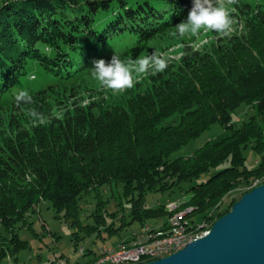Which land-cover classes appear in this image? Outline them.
Segmentation results:
<instances>
[{
    "label": "trees",
    "instance_id": "obj_1",
    "mask_svg": "<svg viewBox=\"0 0 264 264\" xmlns=\"http://www.w3.org/2000/svg\"><path fill=\"white\" fill-rule=\"evenodd\" d=\"M233 5L229 16L241 32L219 35L202 48L186 46L180 60L165 59L166 70L121 98L107 101L95 91L98 98L87 105H68L92 61L109 46L130 37L140 47L186 19L192 0L2 1L0 263L27 247L18 229L30 227L41 203L51 204L78 230L103 237V231L113 236L119 230L102 214L105 185H122L131 205L129 224L146 229L164 220L158 228L166 229L175 213L167 203L147 207L148 193L179 188L186 200L177 211L192 208L191 223L207 220L212 227L238 200L227 203L228 195L244 188L243 196L256 188L254 182L264 184V155L255 168L244 155L249 147L264 152V2ZM32 65L43 74L25 87ZM21 89L33 103L16 104ZM243 104L254 114L238 125L233 113ZM64 105L67 110L57 116L56 108ZM32 109L44 119L33 121ZM175 114L179 123L165 124ZM218 123L223 132L217 138L191 155L174 156ZM91 192L101 214L85 226L81 202ZM195 213L199 221L190 218Z\"/></svg>",
    "mask_w": 264,
    "mask_h": 264
},
{
    "label": "rangeland",
    "instance_id": "obj_2",
    "mask_svg": "<svg viewBox=\"0 0 264 264\" xmlns=\"http://www.w3.org/2000/svg\"><path fill=\"white\" fill-rule=\"evenodd\" d=\"M3 0H0V5ZM251 3H255V0H245ZM264 2V0H259ZM223 4L228 12L234 7L233 4H229L228 0H219ZM243 28L239 25V22L235 19L230 25L229 29L225 32L218 33L215 30L207 28H201L198 32H187L183 36L176 33L174 28L161 33L144 42L140 47L134 45V41L130 37L120 41L119 43L109 46L106 51L99 57V59L110 60L115 53L121 57V59L135 60L137 58H143L153 52L159 53L164 59L180 60L184 55V49L186 46L192 48H202L204 45H209L216 41L220 35L223 37L226 34L242 31ZM92 67V66H91ZM90 67V68H91ZM133 72V86L132 88H125L121 90H113L104 86L99 80L93 78L89 71H86V80L79 89V93L76 97L70 98L67 101L68 105L73 104L74 101H81L83 105H87L90 101L98 98L97 92L102 93L103 97L107 101L116 100L121 98L128 89H135L139 83L148 81V77L151 74L157 73L152 70L150 65L149 70L143 73L136 70V66L129 65ZM33 75L34 79H29V75ZM43 71L39 67H33L29 69L28 77L23 81L25 87H33ZM95 89L93 92L88 89ZM96 94V95H95ZM99 94V93H98ZM67 107L64 105L60 108H56V115L62 116ZM254 114L253 107L243 104L235 113H233L234 121L236 124H241L243 121L248 120L250 116ZM180 121V115L175 114L166 120L165 124H177ZM223 132V126L221 124H215L211 126L202 136L192 140L186 147H184L178 155H191L198 148L202 147L206 142L211 139L217 138ZM246 157V163L249 168H255L262 160L264 152H259L251 147L244 151ZM259 181L254 182L252 187H257ZM185 187V186H184ZM244 188H240L236 192H232L226 198V202L229 203L232 199H240ZM101 200L104 201V207L102 214L106 218L108 225L119 228L117 233L110 236L107 232L103 231L99 236V233L95 232L91 235L86 233V230H78L73 227L70 221H67L63 216H59L55 209L48 203H41L36 207V212L31 214L30 227L19 228L18 233L22 240L27 241L28 245L25 249L21 250L19 254L9 256L4 259L0 264H50L51 261L57 260L63 264H77L78 261H84L87 256H83L81 250L84 249L88 252L89 249L100 251L104 246L116 247L123 241H128L133 237L139 236L145 233V229L135 222L131 223L132 215L130 203L124 194L122 185L110 184L105 185L100 190ZM184 191L179 188H174L172 191L166 192H154L148 193L146 205L147 207H158L161 204L167 205L171 202L184 203L186 198L183 196ZM188 196V195H186ZM99 198L95 192L85 194L81 202V220L83 225H89L93 223L95 218L93 214H97ZM182 205V204H181ZM167 208V206H166ZM180 208V207H179ZM178 208V210H179ZM168 210V209H167ZM101 214V213H99ZM110 214V215H109ZM112 214H115L112 216ZM201 214L195 213L190 218L197 219L199 221ZM125 217V218H124ZM189 219V217H188ZM128 222L125 223V222ZM164 220L159 224H150V228L161 227L164 224ZM199 223V222H196ZM211 224L207 231H210ZM75 233H78L80 241L78 243V249H75V243L73 239L77 237ZM97 253V255H98ZM89 257V255H88Z\"/></svg>",
    "mask_w": 264,
    "mask_h": 264
},
{
    "label": "water",
    "instance_id": "obj_3",
    "mask_svg": "<svg viewBox=\"0 0 264 264\" xmlns=\"http://www.w3.org/2000/svg\"><path fill=\"white\" fill-rule=\"evenodd\" d=\"M142 264H264V184L237 200L204 237Z\"/></svg>",
    "mask_w": 264,
    "mask_h": 264
},
{
    "label": "clouds",
    "instance_id": "obj_4",
    "mask_svg": "<svg viewBox=\"0 0 264 264\" xmlns=\"http://www.w3.org/2000/svg\"><path fill=\"white\" fill-rule=\"evenodd\" d=\"M236 2L237 0H228L229 4ZM232 23L233 20L230 19L228 10L219 0H192V7L186 19L177 23L174 29L180 36L189 31L198 32L201 28L222 33L229 29ZM129 65L136 66V70L141 73L148 71L150 65L155 72H163L167 69L168 62L157 52L135 60L121 59L114 53L110 60H93L92 67L88 71L93 78L99 80L107 88L121 90L133 86V72ZM34 78L33 75H29V79ZM14 99L17 105L33 103V97L24 89L18 91ZM28 115L33 121L44 119L43 115L35 109L30 110Z\"/></svg>",
    "mask_w": 264,
    "mask_h": 264
},
{
    "label": "bare ground",
    "instance_id": "obj_5",
    "mask_svg": "<svg viewBox=\"0 0 264 264\" xmlns=\"http://www.w3.org/2000/svg\"><path fill=\"white\" fill-rule=\"evenodd\" d=\"M181 204L183 205L184 203L171 202L167 205V209L175 213L170 218L169 224L174 223V220H176V218L186 216L188 212L192 211V208H189L185 211L178 212L177 210L179 207H181ZM189 224H193V226L181 227V228H166L165 231H155L154 237H148V239H146V242H141L140 238H132L128 241H123L121 243V246H123L124 250H126L127 252H134L137 250H149L151 248L158 247L157 239L176 237V238H186V240H198V238L200 239L209 233V231H207V228L209 227V222L207 220L201 223L190 222ZM189 243L191 242H184V247H186V245H188ZM180 247H182L181 239L172 240V248H180ZM174 253H176V249H168L167 254H162L161 256H158V258H156L155 260H146L144 263L156 261L168 257ZM106 256H110V248H101L97 255V259L90 264H103L104 262H106Z\"/></svg>",
    "mask_w": 264,
    "mask_h": 264
},
{
    "label": "built area",
    "instance_id": "obj_6",
    "mask_svg": "<svg viewBox=\"0 0 264 264\" xmlns=\"http://www.w3.org/2000/svg\"><path fill=\"white\" fill-rule=\"evenodd\" d=\"M190 212L187 213V215ZM186 216L178 217L174 220V223L168 224V228H181V227H191L193 224H189V219ZM155 231H165V229L157 228L156 230H152V228H146L145 233L133 238H140L141 242H146L148 237H154ZM181 239L182 247L180 248H172V240ZM199 239V238H198ZM158 247L151 248L149 250H137L134 252H127L124 250L121 243L116 247H108L104 246L103 248H110V256H106V262L103 264H139L144 263L146 260H155L158 256L162 254H167L168 249H176V253L184 248V242H193L196 240H186V238H165V239H157ZM82 254H84V249L81 250ZM50 264H63L60 261L53 260Z\"/></svg>",
    "mask_w": 264,
    "mask_h": 264
},
{
    "label": "crops",
    "instance_id": "obj_7",
    "mask_svg": "<svg viewBox=\"0 0 264 264\" xmlns=\"http://www.w3.org/2000/svg\"><path fill=\"white\" fill-rule=\"evenodd\" d=\"M156 228H158V227H156ZM84 252H86V250H84ZM86 253H87V255L86 254H83V256H87L84 259V261H82V262L81 261H78L77 264H84V263L92 260L93 258H96L98 251H95L93 249H89L88 252H86ZM88 255H89V257H88Z\"/></svg>",
    "mask_w": 264,
    "mask_h": 264
}]
</instances>
